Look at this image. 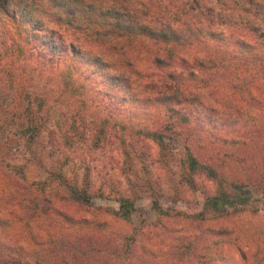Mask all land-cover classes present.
<instances>
[{
	"label": "trees",
	"instance_id": "trees-1",
	"mask_svg": "<svg viewBox=\"0 0 264 264\" xmlns=\"http://www.w3.org/2000/svg\"><path fill=\"white\" fill-rule=\"evenodd\" d=\"M261 11L264 0H0L2 73L7 76L8 88L16 90L21 66L32 64L49 78L55 72L64 91L78 93L82 107L87 105L89 89L79 81L78 72L92 67L101 76L103 86L97 94L103 101L89 106L96 114L110 112L100 119L95 141L100 145L110 124L118 129L113 136L120 142L124 162L136 176L133 194L115 196L119 202L118 210L113 212L116 216L132 220L139 197L137 185L147 189L160 216L170 215V210L161 204L162 187L145 161L154 156L165 160L169 169H173L170 161L177 165L181 176L177 191L180 184L197 189L198 174L216 184V192L202 197V208L192 217L226 219L232 210L242 209L239 205L249 203L252 192L249 188L236 192L241 184L228 180L220 164L202 158L195 145L210 150L215 137L228 129L246 126L244 116L239 114L241 102H225L220 95L215 98L214 87L220 85L210 81L217 79L222 64L232 60L247 68L256 61L264 69ZM216 44L225 48L230 57L220 60L214 53ZM255 71L252 76L257 94L245 90L242 100L260 113L264 112V96H258L264 93V73L256 68ZM245 72L238 73L240 81ZM242 83L234 85L243 89ZM129 108L127 122L122 113ZM134 116L141 117L136 121ZM27 119V142L32 146L43 128L35 118ZM67 134L63 135L66 143ZM175 139L183 141L186 156L168 143ZM68 162L69 156H65L60 168ZM89 173L90 168L81 185L77 181L63 182L64 175L59 174L60 187L66 195L58 186L38 183L39 191L27 197L28 210L21 208L19 202H7L0 194V264H86L81 255L105 252V239L101 236L109 222L97 217L98 213H90L93 207ZM145 225L134 228L122 241H115L117 246L109 253L128 257L134 252L138 235L147 234ZM208 231L217 240L209 262L203 260L202 264H253L258 253H264L248 239L250 228L243 224L238 223L232 230L221 226ZM65 233L70 238H66L61 249L70 254L59 250V254L51 252V258L47 254L40 256L44 248L62 242L60 238ZM104 238L113 242L109 236ZM188 239L187 244L175 243L173 249L169 248L171 255L178 257V264H198L190 258L196 256L198 238L191 235ZM174 240L178 238L175 236ZM152 251L145 254L159 256V252ZM130 263L141 264L133 260Z\"/></svg>",
	"mask_w": 264,
	"mask_h": 264
},
{
	"label": "rangeland",
	"instance_id": "rangeland-1",
	"mask_svg": "<svg viewBox=\"0 0 264 264\" xmlns=\"http://www.w3.org/2000/svg\"><path fill=\"white\" fill-rule=\"evenodd\" d=\"M260 18L264 20V11L260 12ZM215 48L214 53L220 60L230 57L225 48H220L217 44ZM238 62L232 60L226 65L222 64L217 79L215 81L212 79L210 83L220 85V88L214 87L215 98L220 95V99L225 102H241L239 114L244 116L246 126L224 131L214 138L213 143L210 142V150L199 147V144L195 145L196 152L202 158H207L216 165L220 164L222 172L228 175V180H236L241 184L236 192H243L246 188L252 192L250 204L244 207L239 205L238 208L242 209L232 210V214L224 217L226 219L198 220L192 217L201 210L203 198L216 192V184L198 174L197 189L180 184L177 186V191L175 187L181 178L177 173V165L170 161L173 169H169L165 160L162 162L154 156L146 157L145 161L152 172V177L162 187L161 204L164 209L170 210V215L158 214L151 195L141 185L136 187L139 197L136 199V211L132 220H123L113 213L119 208L115 196L120 193L131 194L136 176L130 170L128 163L124 162L120 153V142L113 136L118 129L110 124L108 133L100 145L95 141L100 119L106 117L110 110L96 114L93 107L89 106L103 101L97 94V90L103 86V79L95 74L92 67H88L87 70L84 67L83 73L78 72L79 81L87 84L89 89L87 105L82 107L78 93L63 90L57 73L52 71L57 77L55 75L49 78L47 74H41L36 70L32 64L27 67L21 66L22 75H18L17 79L20 81L15 83L18 89L8 88L7 76L2 73V63H0V194L5 196L7 202L11 204L19 202L21 208L28 210L27 197L39 191L36 188L38 183L58 186L66 195V191L60 187L59 174L64 175L63 182L65 179L67 183L77 181L81 185L84 174L90 168L89 175L92 180L90 202L93 207L90 213L96 216L99 214L97 217L109 222L101 238L109 236L113 242L103 237L105 244L102 246L105 247V252L94 251V253L90 252L89 256L81 255L86 260V264H104V262L131 264L132 260L141 264H178V257H173L169 248L173 249L175 243L187 244L191 235L197 237L198 241L196 256L190 258L202 264L203 260L209 262L210 255L214 251V242L217 240L211 233L208 235V230H218L221 226L232 230L238 223L250 228V237L248 238L247 234L245 238L253 241L264 252V112L255 113L256 110L252 111L253 106L248 102L243 103L242 100L245 90L256 93L254 86L257 83L252 76L256 72L255 68L260 74L264 73V69H260L256 61L250 68ZM242 70L246 72L243 81H240L238 73ZM235 82H243V89L235 86ZM261 82H264V79H261ZM258 96H264V93L260 92ZM130 112L129 108L122 113L126 115L127 122L130 120L128 116ZM28 116L35 118L43 128L42 134L36 138L32 146L28 145L29 131L25 129ZM139 117L141 116H134L133 120L137 121ZM74 126L77 127L76 130L73 129ZM66 133H68V143L63 136ZM168 141L174 151L186 156L181 139ZM113 142L116 144L114 145ZM65 156H69V162L61 169L60 165ZM141 174L142 172H139V175ZM39 187L41 188L42 184ZM143 224H146L144 228L147 234L138 235L133 253L128 257L109 253L111 248L117 246L115 241H122L124 236L132 234L134 228L140 229ZM175 236L178 240H174ZM66 238H70V235L67 236L65 233L60 238L62 242L52 243L47 247L48 250L44 248L40 256L47 254L46 256L51 258L53 256L51 252L59 254V250L62 254L63 252L70 254L68 250L61 249L64 248L63 243ZM150 249L159 252V256L145 254ZM246 250L248 253L252 251L249 248ZM185 258L187 260V257ZM253 264H264V253H258V259Z\"/></svg>",
	"mask_w": 264,
	"mask_h": 264
}]
</instances>
